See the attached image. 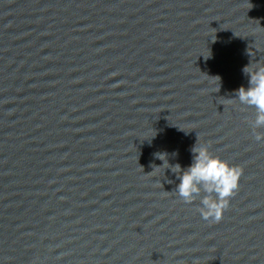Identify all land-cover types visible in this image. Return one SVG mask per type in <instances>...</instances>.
<instances>
[{"label":"water","instance_id":"1","mask_svg":"<svg viewBox=\"0 0 264 264\" xmlns=\"http://www.w3.org/2000/svg\"><path fill=\"white\" fill-rule=\"evenodd\" d=\"M250 61L264 0H0V264H264ZM195 143L241 170L219 221L158 167Z\"/></svg>","mask_w":264,"mask_h":264},{"label":"clouds","instance_id":"2","mask_svg":"<svg viewBox=\"0 0 264 264\" xmlns=\"http://www.w3.org/2000/svg\"><path fill=\"white\" fill-rule=\"evenodd\" d=\"M241 71L247 77V87L241 85L235 89L234 97L230 99L253 110L250 120L253 137L257 142H264V133L257 131L264 128V64L250 61ZM190 152L191 162L183 168L179 163L169 164L167 154L159 153L157 157L162 164L158 167L163 168V174L165 169L175 174L178 183L174 191L185 204L199 200L197 211L201 218L209 222L219 221L230 197L238 189L241 170L215 155L206 144L195 143Z\"/></svg>","mask_w":264,"mask_h":264}]
</instances>
